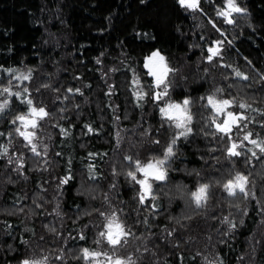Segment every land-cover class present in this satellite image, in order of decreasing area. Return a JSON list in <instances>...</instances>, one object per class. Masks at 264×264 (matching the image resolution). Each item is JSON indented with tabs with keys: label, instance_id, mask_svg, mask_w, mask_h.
Returning a JSON list of instances; mask_svg holds the SVG:
<instances>
[{
	"label": "trees",
	"instance_id": "16d2710c",
	"mask_svg": "<svg viewBox=\"0 0 264 264\" xmlns=\"http://www.w3.org/2000/svg\"><path fill=\"white\" fill-rule=\"evenodd\" d=\"M237 4L245 11L228 24L217 16L225 0H199V10L178 0H0V91H19L49 113L28 129L48 137L46 153L36 155L12 123L29 106L0 95L9 100L0 113V153L7 149L0 154V264H90L82 249L94 251L113 213L130 234L115 250L105 241L107 256L91 264L109 256L130 264H264V156L244 141V155L227 157L229 141L213 135L205 107L217 84L221 98L235 102L229 110L247 117L233 140L246 132L264 140V0ZM215 41H224L222 56L209 63ZM153 52L175 70L173 100L191 101L193 131L177 140L168 178L153 185L157 199L140 204V186L127 176L135 165L125 157L162 159L173 133L145 67ZM29 71V80L15 78ZM249 148L260 156L250 164ZM236 172L249 175L255 199L223 191ZM197 183L210 186L201 208L190 198Z\"/></svg>",
	"mask_w": 264,
	"mask_h": 264
},
{
	"label": "snow or ice",
	"instance_id": "6c2138e0",
	"mask_svg": "<svg viewBox=\"0 0 264 264\" xmlns=\"http://www.w3.org/2000/svg\"><path fill=\"white\" fill-rule=\"evenodd\" d=\"M178 3L181 7H186L191 10H199V0H178ZM245 9L240 7L237 4V0H225V5L223 9L217 11V16L222 17L224 21L228 24H232L233 14L243 13ZM212 26L216 28L219 32L220 29L216 26L214 22H211ZM221 35L223 33L221 32ZM224 41H215L212 46H209L207 49L208 55L206 57L209 63H212L215 58L222 56V45ZM148 63L145 64V67L148 69L149 74L155 79V87L161 89L154 94V100L159 102L164 97L168 96L169 83L167 81L168 75L175 71L168 67L165 63V58L159 54V52H153L152 56L148 58ZM10 72H14V70H8ZM236 75L238 77H242L247 80V76H242V74L237 71ZM16 79L29 80L31 78V72L28 74H21L20 76H16ZM47 87V85H45ZM69 91H72L69 89ZM79 91L78 89L76 90ZM222 89H216V92H222ZM24 92H28V89L25 88ZM7 94V96H15L16 99L21 100V103H26L29 108L27 114L17 115L16 118L12 121L13 124L17 122L20 123V127L16 128V132L24 138L28 142V144L32 145V151L34 154L39 155L36 150V145L32 143V139L35 136V133L29 131L28 129H35L38 127L37 121L43 119L48 116L49 113L46 111L44 107H36L33 104V100L29 98L21 99V92H12L9 87H4L2 91H0V95ZM142 98V97H141ZM202 99H205L202 97ZM207 104L205 107H209L213 111V115L211 117L212 125H214L216 132L213 135L221 134L219 138L223 140L227 137L230 146L226 148L227 157H240L244 155V153L238 149L244 148V141H248L254 148L259 150L260 155L264 156V140L258 141L257 139H253V134L251 132H246L243 135L242 141L237 143L233 140L231 133L233 128L244 129L247 128V124L241 126V121L247 119L242 113H235L230 111L233 104L235 103L233 100L217 98L216 94L213 93L206 97ZM9 104V100L5 99L2 103H0V113H3L5 108H7ZM191 101L189 99H184L182 103L168 102L165 106L160 108V112L162 117L170 122V126H174L178 131L177 135H175L171 142L168 144L164 151V155L162 159H152L147 162H142L139 159L133 160L131 156H126V160L133 161L135 168L127 173V176L131 178V180L140 186L139 195V203L144 204L145 201L150 197L151 200L155 201L157 199L156 195H153V181H165L168 178V161L174 157V146L176 142L181 137L187 138L189 134L192 133L193 129L189 125H191L193 116L190 112ZM239 107L241 109H247L250 106L245 103H240ZM23 129V130H22ZM64 132V129H61ZM89 131H92L89 128ZM153 143L159 144V140L153 141ZM3 148V146H0ZM7 149L4 148L3 152L0 154H5ZM248 152L251 153V157L248 158L246 163H251L252 158L260 159L256 151L249 148ZM59 155V154H58ZM22 167V165H21ZM139 174V175H138ZM95 178L94 176L92 177ZM71 177H67L61 180V184H65ZM252 183L249 175H245L241 172H236L234 176L229 178L225 183L222 184V189L227 193L230 197H235L237 194H242L244 199L251 198L255 199V194L251 192L249 185ZM209 184H199L195 191L190 193L191 202H193L197 208H201L204 206V203L208 199V190ZM101 216H105V213L100 212ZM227 222L228 218H224ZM106 222L102 225L103 231L99 232V236L107 240L110 248L115 250L118 246L121 245L125 238L130 234L129 231L126 230L125 224L113 213L111 216H105ZM232 228L235 225H231ZM171 235V233H169ZM85 237L83 235L80 236V239L83 240ZM99 242V241H98ZM102 253L98 251H91L88 248L82 249V258L86 261L94 262L95 259L101 256ZM103 255L107 256V253ZM60 259V257H57ZM110 264H130L131 258L129 257L127 260L121 259L119 257L113 258L112 256L108 257ZM22 264H45L44 260H36V259H25L22 261Z\"/></svg>",
	"mask_w": 264,
	"mask_h": 264
},
{
	"label": "rangeland",
	"instance_id": "374dc122",
	"mask_svg": "<svg viewBox=\"0 0 264 264\" xmlns=\"http://www.w3.org/2000/svg\"><path fill=\"white\" fill-rule=\"evenodd\" d=\"M152 56V55H151ZM150 56V57H151ZM149 61H147V63H148ZM170 75H168V77H167V81H168V83H169V88H170V82L172 81V78H171V76L169 77ZM219 87L217 86V84H213L212 85V87L209 89V92H208V95H211V94H213V93H215L216 94V96H217V98H221V96L219 95V92H216V89H218ZM158 91H161V89H159V90H157V92ZM207 95V96H208ZM5 99H7V97H4V96H2V97H0V103H2ZM184 100V99H183ZM183 100L182 101H180V102H178V101H175V100H173V97L171 96V93L169 92V89H168V96H166V97H164L162 100H161V107H163V106H165L168 102H175V103H182L183 102ZM190 126V125H189ZM172 128H173V133L171 134V138H170V141H169V143L171 142V140H172V138L175 136V135H177V133H178V131L179 130H177L174 126H172ZM30 131V130H29ZM32 132H34V131H32ZM35 133V132H34ZM46 136V135H45ZM45 142H48V137H45V140H44V137L42 136V137H40V136H37V134L35 133V136H34V138L32 139V143L33 144H35L36 145V150L37 151H39V150H41L42 148H43V150H44V153H46V151H47V148H48V146L46 145V143ZM168 143V144H169ZM167 147V146H166ZM166 147L164 148V150H163V152H162V155H164V151H165V149H166ZM152 160V159H151ZM182 174H186V172L185 171H180ZM199 184L200 183H197V184H195V187H194V191L197 189V187L199 186ZM174 192L176 193V196L178 195V193H179V191H178V189H175L174 190ZM175 196V197H176ZM178 197V196H177ZM177 197L175 198V199H177ZM104 221V220H103ZM106 222V221H105ZM98 237H97V244H96V246H95V248L93 249L94 251H98V252H101L102 253V255L104 254L102 251H104L105 253H106V251H107V247H106V245L104 244V242L106 241L107 242V240L106 239H104V238H101L99 235H97ZM99 241V242H98ZM29 248H27L26 250H27V252L28 253H32V252H34L33 250H28ZM31 251V252H30ZM30 256H32L31 258H36V257H38L39 255H35V254H29ZM37 260V259H36ZM101 263V262H100ZM103 264H110V261L109 260H104L103 262H102ZM45 264H52V263H46L45 262Z\"/></svg>",
	"mask_w": 264,
	"mask_h": 264
},
{
	"label": "flooded vegetation",
	"instance_id": "af4514ba",
	"mask_svg": "<svg viewBox=\"0 0 264 264\" xmlns=\"http://www.w3.org/2000/svg\"><path fill=\"white\" fill-rule=\"evenodd\" d=\"M150 77L153 79V77L151 75H150ZM153 81H154V79H153ZM154 83H155V81H154ZM156 182H158V181H153L152 184L154 185Z\"/></svg>",
	"mask_w": 264,
	"mask_h": 264
},
{
	"label": "water",
	"instance_id": "95a60500",
	"mask_svg": "<svg viewBox=\"0 0 264 264\" xmlns=\"http://www.w3.org/2000/svg\"><path fill=\"white\" fill-rule=\"evenodd\" d=\"M153 79H154V77H153ZM154 81H155V79H154Z\"/></svg>",
	"mask_w": 264,
	"mask_h": 264
}]
</instances>
